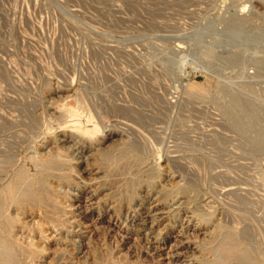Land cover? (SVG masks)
Wrapping results in <instances>:
<instances>
[{"label": "rangeland", "instance_id": "1", "mask_svg": "<svg viewBox=\"0 0 264 264\" xmlns=\"http://www.w3.org/2000/svg\"><path fill=\"white\" fill-rule=\"evenodd\" d=\"M0 205V264H264V0H0Z\"/></svg>", "mask_w": 264, "mask_h": 264}, {"label": "bare ground", "instance_id": "2", "mask_svg": "<svg viewBox=\"0 0 264 264\" xmlns=\"http://www.w3.org/2000/svg\"><path fill=\"white\" fill-rule=\"evenodd\" d=\"M188 75H190V74H188ZM187 75V76H188ZM189 77V76H188ZM81 108V107H80ZM85 110V109H84ZM79 111V110H78ZM86 111V110H85ZM88 118H90V116H88ZM90 122V121H89ZM89 122H88V120H86L85 121V123H86V127L83 129V130H79L78 129V127H80V124H81V122L79 123V121H72L71 123H74V124H72V125H68V126H66L65 128V133H67V134H69V135H71V136H74V134H82V135H91L90 133H92V131H91V129L90 128H88V126H89ZM70 123V124H71ZM79 137V136H78ZM24 178V177H23ZM26 181V180H25ZM13 184V183H12ZM10 186V185H9ZM30 188V187H29ZM11 189H12V187H10L9 188V190L11 191ZM19 190V189H18ZM3 193V192H2ZM8 194H10V193H8ZM24 194V193H23ZM19 195V194H18ZM17 195V196H18ZM11 197V196H10ZM14 197V196H13ZM12 197V198H13ZM19 197V196H18ZM4 199V198H3ZM3 210V209H2ZM0 213H1V205H0ZM2 223V222H1ZM5 226H8V225H5ZM6 229V228H5ZM1 239V238H0ZM2 240V239H1ZM7 240V239H6ZM6 240L4 239V244H6ZM3 241H1L0 242V247H2L4 244L2 243ZM8 246V245H7ZM0 249H2V248H0ZM4 250V249H3ZM2 250V251H3ZM6 252L8 253V251H5V254H6ZM11 254V253H10ZM13 255H14V252H13ZM11 256H12V254H11ZM10 256V257H11ZM13 258L15 257V256H12ZM13 258L11 259V260H13ZM1 260V259H0ZM3 260H4V262L5 261H7V255H3ZM10 260V261H11ZM12 262V261H11ZM13 264H14V262H12ZM2 264V263H1ZM4 264V263H3ZM7 264V263H6Z\"/></svg>", "mask_w": 264, "mask_h": 264}]
</instances>
